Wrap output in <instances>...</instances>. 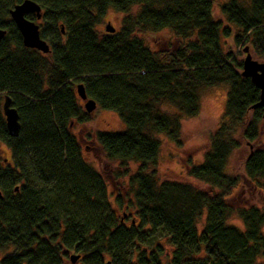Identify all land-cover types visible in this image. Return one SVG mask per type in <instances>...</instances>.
I'll return each instance as SVG.
<instances>
[{"label":"trees","instance_id":"1","mask_svg":"<svg viewBox=\"0 0 264 264\" xmlns=\"http://www.w3.org/2000/svg\"><path fill=\"white\" fill-rule=\"evenodd\" d=\"M23 1L0 0V143L11 152V164L0 165V264H73L72 253L78 264H258L264 205L235 211L244 229L229 225L227 200L240 179L225 168L241 133L255 147L244 173L264 190V143L257 142L263 110L253 108L261 91L241 75L242 62L225 40L233 37L264 63V0L222 5L227 25L215 19L212 0H31L42 17L26 18L40 22L48 53L26 48L10 18ZM109 10L126 15L119 31L100 37L95 27ZM164 30L180 38L176 49L152 51L136 36ZM79 84L125 125L97 132L96 140L108 161L139 165L126 204L132 214L117 216L71 132L73 122L90 120ZM223 85L221 127L203 163L187 165L189 177L208 187L160 182L149 171L158 161V136L180 144L182 119L200 113L201 88ZM6 96L19 115L18 137L6 127ZM116 203L125 206L122 196Z\"/></svg>","mask_w":264,"mask_h":264},{"label":"rangeland","instance_id":"2","mask_svg":"<svg viewBox=\"0 0 264 264\" xmlns=\"http://www.w3.org/2000/svg\"><path fill=\"white\" fill-rule=\"evenodd\" d=\"M230 0H212L213 14L216 20L227 25L225 18L221 13V7ZM247 4V0H239ZM135 8L133 12H136ZM126 14L109 10L101 23L95 27V32L102 37L109 34L106 26L111 25L115 32L119 31ZM37 24L40 22L37 21ZM233 34L236 30L233 29ZM136 36L142 39L152 51L174 50L180 44L181 40L169 30L157 33H137ZM226 50L233 52L239 61L246 57L242 46L234 43L233 37L225 40ZM253 58L258 60L250 50ZM77 90V89H76ZM228 86L208 88L200 90V113L193 118H183L181 121V139L180 144L174 143L166 138L165 135L158 136L161 140V148L157 164L152 166L149 171H154L160 182L172 181L185 184H192L198 188H207L205 184L189 177L187 165H201L207 152L210 151L213 136L220 129L224 120L225 105L227 101ZM78 95V94H77ZM80 98V97H79ZM81 100V99H80ZM4 103V101H3ZM81 105L85 102L81 100ZM170 112H174L169 108ZM86 112V111H85ZM264 119L260 125L261 135L257 141L259 144L264 143ZM125 125L114 112L103 110L97 107L90 113V120L86 123L73 122L71 132L77 138L81 147L82 158L92 166L102 177L106 184L107 196L118 217L123 212L132 214V211L126 207L127 201L133 200L132 189L130 187V178L138 170V164L129 163L128 166L121 167L117 161H108L104 155L101 146L96 140L97 132H122ZM239 141L240 147L235 150L225 168V173L240 179V186L227 200L228 205L234 210V213L227 220L229 225H234L244 229L240 218L236 215V210L248 208L250 206L262 207L264 205V190L258 188L251 182L244 173V163L250 152L255 147L250 146L241 139V133L235 136ZM11 164V152L8 147L0 143V165ZM122 196L125 200V206H117L116 197ZM200 227V226H199ZM201 228V227H200ZM2 253L1 255H3ZM71 255H76L72 253ZM76 263V262H75ZM74 264V263H73ZM78 264V263H76ZM258 264H264V258L258 260Z\"/></svg>","mask_w":264,"mask_h":264},{"label":"water","instance_id":"3","mask_svg":"<svg viewBox=\"0 0 264 264\" xmlns=\"http://www.w3.org/2000/svg\"><path fill=\"white\" fill-rule=\"evenodd\" d=\"M10 18L19 30L23 44L26 48L35 49L42 53H48L50 51L49 44L43 40L40 36V26L35 21L26 18L28 14H35L37 20L42 17L41 7L31 1L25 0L20 4L15 5L10 10ZM106 31L109 34H114L115 29L111 25L106 26ZM6 31L0 27V43L5 37ZM246 57L242 61V72L241 75L244 78H250L256 87L261 91V100L253 108H262L263 119H264V63L257 61L253 58L249 48L244 50ZM77 94L81 100L85 102L84 109L86 113H92L96 108L97 104L94 100L89 99L85 93L84 86L79 84L77 86ZM3 113L6 120L7 130L12 137H18L21 130V124L19 121V115L15 108L12 107V101L9 96L4 98ZM0 197L2 194L0 192ZM79 259V256L72 255L71 262L75 263ZM106 264H111L110 262Z\"/></svg>","mask_w":264,"mask_h":264}]
</instances>
